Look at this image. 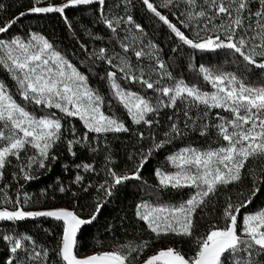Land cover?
I'll use <instances>...</instances> for the list:
<instances>
[{"label": "snow or ice", "instance_id": "6c2138e0", "mask_svg": "<svg viewBox=\"0 0 264 264\" xmlns=\"http://www.w3.org/2000/svg\"><path fill=\"white\" fill-rule=\"evenodd\" d=\"M8 7L0 2V13ZM69 9L91 10L81 33ZM136 10L133 0H30L0 21V264H264V201L253 207L264 196V0H140L141 19L187 62L192 81ZM29 14L62 17L79 52L69 56L31 28L13 31ZM197 53L235 69L196 65ZM62 146L71 156L86 150L92 162L74 164L67 185L59 177L49 185L70 194V205L37 207L24 183L50 170ZM161 152L149 184L142 170ZM129 181L144 192L133 217L119 235L107 225L108 239L81 254L83 226ZM83 197L93 205L87 217ZM36 218L59 230L44 228L41 241L20 229Z\"/></svg>", "mask_w": 264, "mask_h": 264}, {"label": "trees", "instance_id": "16d2710c", "mask_svg": "<svg viewBox=\"0 0 264 264\" xmlns=\"http://www.w3.org/2000/svg\"><path fill=\"white\" fill-rule=\"evenodd\" d=\"M0 2H4L9 5L6 11L0 13V21L7 19L11 15H15L19 11H23L28 6H30V0H0ZM117 2L123 4L124 0H117ZM133 2L136 4L137 9L136 19L143 23L147 31L161 43L165 59H167L168 57L176 56L178 58L177 66H179L180 72L183 73L187 80L192 81L195 77L192 73V70L187 69V62L184 61L183 65H180L179 54L173 53L171 51V47L165 40L163 34L152 33V28L149 25L147 19H141L143 14L140 11V0H133ZM66 14L69 20L72 21L73 26L78 33H81L80 23L82 21L87 22L88 19H91L90 9L84 12H81L78 9H69L67 10ZM29 28L35 31L42 32L44 35L55 41L60 50L66 51L69 56L72 55L73 51L79 52V46L76 42V38L73 36V33L67 29L63 18L60 17L58 14H41L40 16H34L33 14H29L28 16L21 18L20 22L16 25V28L13 29V31L19 29L21 32H26ZM96 31H102V29L97 28ZM80 39L81 42L89 43L88 38L86 36H83L82 34L80 36ZM72 58L75 62L76 58ZM193 63L196 65H198L199 63H219L224 64L228 70L235 69L234 65L227 64V61L224 57H218L213 53H197L195 55ZM81 70L86 71V69L84 68H81ZM2 75L3 73L0 72V76ZM91 83L93 86L98 87L102 92L106 91V84L99 82L96 78H92ZM126 139L127 136L122 135L120 140L114 143V147L121 148L122 143L125 142ZM193 140L198 146L203 144L202 138H199L198 136H194ZM57 154L59 156V159L53 163L50 170L43 171L41 174H39L38 179H34L26 183L22 181V183H24L25 190L28 191L34 199L39 198V203L36 205L37 207L51 208L56 207L62 203H66L67 206L70 205L72 199L70 194L65 195L59 193L58 191L54 192V189L50 188L49 185H56L57 177L60 178L61 182L67 185L75 175L76 170L73 167L74 164L80 163L81 161L92 162V154L82 149L77 150L76 156H71L62 146L60 149L57 150ZM163 157V152H161L157 156H154L153 158H151V162L148 163L146 167L142 170L143 179L147 180L149 184L156 183L155 178L153 176V169L158 165V161H163ZM118 164L120 165V167H125L127 164L126 157L124 156L123 151H121L120 153ZM65 166L67 167V170H65ZM82 174H84L86 177L89 175L87 173ZM141 183V181L127 182L126 187H121L117 195L111 199V202L106 203V205L101 209L98 218L92 224L83 226L82 235H80L81 254L93 250L92 246L94 244L95 239H104L105 241L108 239V232L106 230L107 225L115 226L118 230L117 234L119 235V227L121 224V220L125 217L131 219L133 217L135 203L140 198L144 197V192L141 191L140 187H138L139 185H141ZM41 189L46 190L47 198L40 197ZM53 195H55L54 200L52 199ZM261 201H264V196H260L258 199H256L253 207L260 205ZM79 202L80 204L85 206L81 215L87 217L93 210V205L90 201V198L83 197L80 199ZM128 219H125L124 222L127 223ZM19 227L22 230H27L30 233H34L37 239L41 241L46 239L45 233L43 231L44 228H50L54 231L59 230L51 220H42V218H36L34 220L29 219L23 222H19ZM2 228L3 226H0V230H2ZM185 250H188L187 246H185ZM5 258L6 249L4 245L0 243V261H3Z\"/></svg>", "mask_w": 264, "mask_h": 264}, {"label": "rangeland", "instance_id": "374dc122", "mask_svg": "<svg viewBox=\"0 0 264 264\" xmlns=\"http://www.w3.org/2000/svg\"><path fill=\"white\" fill-rule=\"evenodd\" d=\"M58 206H67V204L66 203H62V204H60V205H58ZM58 206H56V207H58ZM90 252V251H89ZM88 253V252H87ZM87 253H84V254H87Z\"/></svg>", "mask_w": 264, "mask_h": 264}]
</instances>
